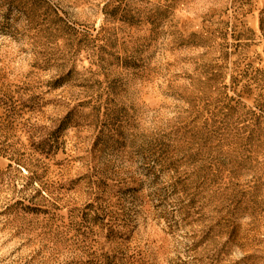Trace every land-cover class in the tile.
I'll list each match as a JSON object with an SVG mask.
<instances>
[{"label":"rangeland","instance_id":"rangeland-1","mask_svg":"<svg viewBox=\"0 0 264 264\" xmlns=\"http://www.w3.org/2000/svg\"><path fill=\"white\" fill-rule=\"evenodd\" d=\"M0 264H264V0H0Z\"/></svg>","mask_w":264,"mask_h":264}]
</instances>
